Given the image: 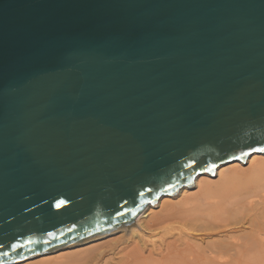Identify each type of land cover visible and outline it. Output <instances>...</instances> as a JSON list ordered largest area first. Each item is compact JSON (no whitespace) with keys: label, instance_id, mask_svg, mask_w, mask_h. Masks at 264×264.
I'll return each instance as SVG.
<instances>
[{"label":"water","instance_id":"obj_1","mask_svg":"<svg viewBox=\"0 0 264 264\" xmlns=\"http://www.w3.org/2000/svg\"><path fill=\"white\" fill-rule=\"evenodd\" d=\"M259 152L264 0H0V264Z\"/></svg>","mask_w":264,"mask_h":264},{"label":"bare ground","instance_id":"obj_2","mask_svg":"<svg viewBox=\"0 0 264 264\" xmlns=\"http://www.w3.org/2000/svg\"><path fill=\"white\" fill-rule=\"evenodd\" d=\"M193 183L118 231L13 264H264V153Z\"/></svg>","mask_w":264,"mask_h":264},{"label":"rangeland","instance_id":"obj_3","mask_svg":"<svg viewBox=\"0 0 264 264\" xmlns=\"http://www.w3.org/2000/svg\"><path fill=\"white\" fill-rule=\"evenodd\" d=\"M144 208V207H143ZM143 208L141 209V211L138 213V216L136 217V219L138 218V217H140V215H142V210H143ZM118 231V230H117ZM114 236V237H113ZM112 237H110L112 240H116V239H120V237H122V234H120V232L119 233H116V235L114 234Z\"/></svg>","mask_w":264,"mask_h":264}]
</instances>
